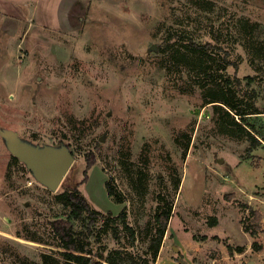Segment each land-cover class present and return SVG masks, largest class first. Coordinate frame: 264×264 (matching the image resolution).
Returning a JSON list of instances; mask_svg holds the SVG:
<instances>
[{
	"label": "rangeland",
	"instance_id": "1",
	"mask_svg": "<svg viewBox=\"0 0 264 264\" xmlns=\"http://www.w3.org/2000/svg\"><path fill=\"white\" fill-rule=\"evenodd\" d=\"M57 5L37 0L36 11L58 17L63 30L46 23L37 33L35 24L24 44L17 33L0 39V129L33 147L68 148L74 160L65 177L73 182L84 180L86 154L94 152L80 190L99 210H127L137 232L132 250L146 258L158 195L172 201L151 264H264V140L257 134L261 143L252 146L238 116L214 121L215 103L228 108L203 103L220 94L226 77L240 90L255 88L263 112L251 120L264 133V0ZM169 30L181 37L167 40ZM191 39L216 45L197 54ZM168 66L178 71L170 75ZM192 125L183 157L173 133ZM110 177L124 202L109 196ZM62 191L40 182L0 134V264L41 262L44 252L52 264L65 263L49 224L67 213L56 199ZM127 240L110 235L108 252Z\"/></svg>",
	"mask_w": 264,
	"mask_h": 264
},
{
	"label": "trees",
	"instance_id": "2",
	"mask_svg": "<svg viewBox=\"0 0 264 264\" xmlns=\"http://www.w3.org/2000/svg\"><path fill=\"white\" fill-rule=\"evenodd\" d=\"M176 37L179 39L181 33L172 30L167 32V40ZM217 37L220 38V34H217ZM190 45L192 52L200 54L216 44L191 39ZM167 71L171 75L176 73L178 69L175 66H168ZM248 78L250 85L254 77L249 76ZM225 81L226 84L220 94L216 93L212 97H206L203 103L222 102L228 109L215 103L212 120L225 122L229 118L238 116L239 121H236V124L239 126V130L248 137L252 146L256 147L261 143V140L257 138V134L264 140V133L259 132L256 123L251 120L263 112L256 102L259 93L252 87L246 88L244 91L240 90V86L230 77H226ZM193 131L194 126L192 125L189 130H177L173 133L174 141L183 149V157H186L190 147ZM86 159L87 166L84 171V180L73 182L65 177L61 182L63 191L56 195V199L67 209V213L49 220L53 234L59 240V244L66 249L60 252L65 257L64 264H104V260L111 264H151L158 257L164 234L169 225L173 202L165 200L162 194L158 195L159 203L153 214L155 229L148 239L145 251L148 253V257L146 258L144 253L132 250L136 247L137 232L128 220L127 210H122L117 214L111 210H99L92 206L81 192L80 184L88 179V171L95 164L94 152H88ZM181 178V175L174 178L177 189L181 184ZM113 181V177L105 181L107 192L115 202L122 203L125 199L119 194ZM121 233H124L128 239L127 242L123 247L113 248L108 252V237L113 235L121 238ZM18 235L22 236L20 231ZM51 258L53 259L52 255L44 252L41 262L30 261L27 258H24V260L32 264H52Z\"/></svg>",
	"mask_w": 264,
	"mask_h": 264
},
{
	"label": "water",
	"instance_id": "3",
	"mask_svg": "<svg viewBox=\"0 0 264 264\" xmlns=\"http://www.w3.org/2000/svg\"><path fill=\"white\" fill-rule=\"evenodd\" d=\"M12 153L34 171L36 178L52 190H57L69 171L74 156L68 148L33 147L25 144L15 131L1 130ZM177 250L176 247H174Z\"/></svg>",
	"mask_w": 264,
	"mask_h": 264
},
{
	"label": "crops",
	"instance_id": "4",
	"mask_svg": "<svg viewBox=\"0 0 264 264\" xmlns=\"http://www.w3.org/2000/svg\"><path fill=\"white\" fill-rule=\"evenodd\" d=\"M36 1L37 0H0V39L2 38L5 42H9L12 33H17L19 38L18 43L24 44L27 40L24 39L25 36L27 37L25 34L28 33L29 27H33L35 24L38 27L36 29L37 33H40L39 30L41 28L48 26L46 23L53 29L63 30V26L59 23L58 17L57 20L52 18L49 19V14L46 16L47 19H41V14L38 10L36 11ZM61 1L62 0H58V5ZM69 12L70 11L64 13L65 18H68V22L70 20ZM32 19H34L33 24ZM37 33L35 35L40 39Z\"/></svg>",
	"mask_w": 264,
	"mask_h": 264
}]
</instances>
